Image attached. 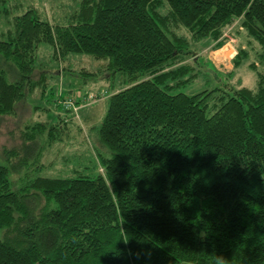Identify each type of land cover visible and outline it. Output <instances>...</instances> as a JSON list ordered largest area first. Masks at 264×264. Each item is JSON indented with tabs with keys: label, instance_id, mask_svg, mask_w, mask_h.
<instances>
[{
	"label": "trees",
	"instance_id": "trees-1",
	"mask_svg": "<svg viewBox=\"0 0 264 264\" xmlns=\"http://www.w3.org/2000/svg\"><path fill=\"white\" fill-rule=\"evenodd\" d=\"M227 26L257 46L249 60L234 44L231 58L255 86L170 93L207 74L188 62L191 45L221 47ZM40 43L129 80L87 128L102 147L93 167L32 174L74 116L59 101L68 89L31 79ZM37 85L54 121L24 123L16 144H0V264H264V0H82L65 25L27 7L0 34V125Z\"/></svg>",
	"mask_w": 264,
	"mask_h": 264
},
{
	"label": "rangeland",
	"instance_id": "rangeland-1",
	"mask_svg": "<svg viewBox=\"0 0 264 264\" xmlns=\"http://www.w3.org/2000/svg\"><path fill=\"white\" fill-rule=\"evenodd\" d=\"M81 1L2 0L0 1V34L3 35L10 28V19L12 17L22 13L27 7L37 8L40 16L53 24H68L71 21L73 12L79 10ZM89 4L91 5L92 3L90 2ZM233 24L236 25L237 21H234ZM231 27H225L222 32V36L226 40L221 48L212 50L208 44L203 45L201 41L200 44L202 45H191L193 48L190 49L195 54H189L188 62L194 56L200 61V66L197 65L195 68L205 71L207 74H200V76L193 78L191 83L173 87L169 91L170 93L183 92L191 94L202 88L221 87V84L225 81L233 84L239 83L249 88L255 86L254 70L250 69L245 61L232 68L231 58L234 55L232 49L234 44L244 46L247 49L249 60L254 58L257 46L253 43L246 45L244 36L235 33ZM226 44H229L231 47L229 48ZM50 50L51 47L47 44H38L31 79L36 80L39 73H43L45 75L44 81H47L48 85H56L55 89L60 92L68 89L67 95L70 98L81 99L87 95L98 97V99L96 98L91 102L81 104L74 116L72 115L70 119L66 120V123L61 124L62 126H58V132L55 135L56 140L42 151L41 162L44 163V166L42 169L33 171L32 174L52 177L56 174L63 175L66 169L69 170L74 164L77 165L86 160L88 166L93 167L94 158L91 153L95 152L94 149L101 150L102 147L96 142L94 135L89 133L87 128L92 124H97L101 120L107 106L106 99L110 92L126 86L129 80L123 73L115 72L110 74L107 71L102 72L97 70L105 63L104 59H94L87 54L69 53L67 58L65 57L61 60L60 57L51 58ZM83 71L90 74L84 76L81 73ZM37 89L41 90L40 85L35 86L28 93L25 103L18 109L17 117L13 121L7 118L4 123H1L0 144H4L6 148L17 143L19 139L18 129L24 127V123L31 124V122L44 121L45 128H47L49 123L54 121L53 115L50 112L48 113V111H52L49 108L51 104L45 103L48 98L45 97L46 99L44 98L43 101L39 97ZM27 104L32 107V111H27L29 109L28 106L26 109ZM28 114L31 115L28 116ZM47 114L49 117H47ZM20 120L22 121L21 124L19 123ZM57 120L58 116L56 117ZM57 122L60 123L61 120ZM83 135L84 140L82 139ZM45 138L44 131L40 139L45 140ZM94 173L93 169H90L88 174L89 176H93ZM180 264L186 263L182 262Z\"/></svg>",
	"mask_w": 264,
	"mask_h": 264
},
{
	"label": "built area",
	"instance_id": "built-area-1",
	"mask_svg": "<svg viewBox=\"0 0 264 264\" xmlns=\"http://www.w3.org/2000/svg\"><path fill=\"white\" fill-rule=\"evenodd\" d=\"M96 98L98 97H95L94 95H87L85 97L83 96V98H81V101H80L81 103H78V104L74 103L72 99L69 97L63 100H59V101L65 108L70 109L75 114L81 104L91 102Z\"/></svg>",
	"mask_w": 264,
	"mask_h": 264
},
{
	"label": "crops",
	"instance_id": "crops-1",
	"mask_svg": "<svg viewBox=\"0 0 264 264\" xmlns=\"http://www.w3.org/2000/svg\"><path fill=\"white\" fill-rule=\"evenodd\" d=\"M229 44H230V42H228ZM229 44H226V46L228 45L229 46V48L231 47ZM225 46V45H224ZM221 47H223V46H221ZM220 47V48H221ZM232 49H233V47H232ZM47 117H49V115L47 114ZM48 119V118H47Z\"/></svg>",
	"mask_w": 264,
	"mask_h": 264
}]
</instances>
